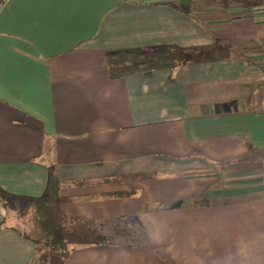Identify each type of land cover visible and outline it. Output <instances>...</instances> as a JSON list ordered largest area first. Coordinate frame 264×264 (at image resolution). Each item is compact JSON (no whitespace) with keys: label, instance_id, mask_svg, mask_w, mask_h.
I'll list each match as a JSON object with an SVG mask.
<instances>
[{"label":"crops","instance_id":"0c3cea01","mask_svg":"<svg viewBox=\"0 0 264 264\" xmlns=\"http://www.w3.org/2000/svg\"><path fill=\"white\" fill-rule=\"evenodd\" d=\"M51 172L65 264H264V0H0V264Z\"/></svg>","mask_w":264,"mask_h":264},{"label":"trees","instance_id":"16d2710c","mask_svg":"<svg viewBox=\"0 0 264 264\" xmlns=\"http://www.w3.org/2000/svg\"><path fill=\"white\" fill-rule=\"evenodd\" d=\"M134 55L135 54H124V56L130 58L128 62H132L131 71L156 67H172L175 63H182L184 61V54L182 52L171 49H165L146 56H140L138 54L137 59ZM59 190V180L51 172L47 194L40 200V205L37 208L41 214L39 229L46 233L47 245L49 248L42 254L40 264H65L72 251L69 248L70 242L67 239V230L55 216V205L58 203ZM0 196L4 198V194L0 193ZM27 236L30 237L29 235ZM35 244L36 246L38 245L37 241H35Z\"/></svg>","mask_w":264,"mask_h":264},{"label":"rangeland","instance_id":"374dc122","mask_svg":"<svg viewBox=\"0 0 264 264\" xmlns=\"http://www.w3.org/2000/svg\"><path fill=\"white\" fill-rule=\"evenodd\" d=\"M185 56L186 53H185ZM41 201H36V202H23L21 204L17 203V202H12L10 203L8 206H20L24 211H22L21 213L18 212L17 215L19 217H21V223H19V227L21 228V230L29 235L30 237H32L35 241H37L38 245V253L36 255L35 261L33 264H40V260H41V256L42 254H44L46 252V249L48 250V245H47V238H46V233L42 232L41 229H39V220L41 218V214L40 211L37 210V208L39 207ZM57 203L55 205V216L58 219V221L62 224V226L64 228H68L67 226H65V220H61L59 217V213H57ZM69 232V231H68ZM71 232V231H70ZM91 240L96 239L93 236H90ZM84 241V239L80 238L78 235L75 234H71L70 233V237H69V241ZM112 240V239H111ZM70 248V246H69ZM71 250V248H70Z\"/></svg>","mask_w":264,"mask_h":264}]
</instances>
